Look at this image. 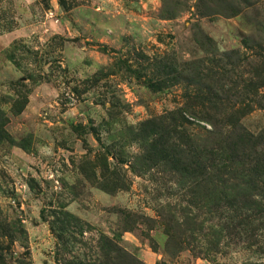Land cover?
<instances>
[{
  "label": "rangeland",
  "instance_id": "obj_1",
  "mask_svg": "<svg viewBox=\"0 0 264 264\" xmlns=\"http://www.w3.org/2000/svg\"><path fill=\"white\" fill-rule=\"evenodd\" d=\"M194 1L0 0V264H264V214L181 175L242 90L264 127V0Z\"/></svg>",
  "mask_w": 264,
  "mask_h": 264
},
{
  "label": "trees",
  "instance_id": "obj_2",
  "mask_svg": "<svg viewBox=\"0 0 264 264\" xmlns=\"http://www.w3.org/2000/svg\"><path fill=\"white\" fill-rule=\"evenodd\" d=\"M259 0H195V8L203 15H223V16H235L237 14L245 12V9L249 7L256 8ZM206 38V36H204ZM204 38V39H205ZM208 39V38H206ZM208 42L212 44L210 39ZM247 84L246 82H244ZM238 102L244 104L241 112L245 114L248 108V97L244 90L240 92ZM182 110L183 115L186 117L191 112H187L184 109H179V124L182 125L187 120L186 117L180 114ZM192 114V113H191ZM196 114V113H195ZM194 115V114H193ZM241 116H237L236 120L229 125L224 127V132L227 134V138L230 142L224 146V142L211 146L209 151H203L198 154L199 160L193 161L189 166L186 173H181L188 177V184L193 185V189L199 187L204 183L207 192L204 196L208 197L210 203H218L221 198L226 194L235 199L241 201L239 206L245 212L247 211L250 215L264 214V158H255L251 156L252 140H260L264 137V127L256 133H251L248 127L241 121ZM188 121V120H187ZM207 132V130H206ZM263 142L259 141L253 144V149L258 153H261L263 149L259 147ZM207 154L212 156L207 157ZM234 154L237 159H231ZM233 162H237L241 166V180L239 182H229L232 177L220 178L222 173L221 166H230ZM224 171V170H223ZM214 172H220L219 175L214 176ZM209 183L210 187H206ZM242 186L240 190H228ZM227 191V192H226ZM239 197H244L246 200H241ZM234 199V200H235ZM229 207L232 205L227 204ZM231 208V207H230Z\"/></svg>",
  "mask_w": 264,
  "mask_h": 264
}]
</instances>
